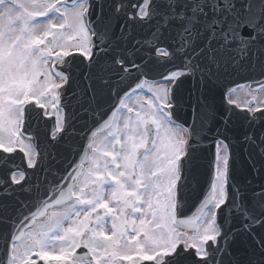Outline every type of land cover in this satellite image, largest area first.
Listing matches in <instances>:
<instances>
[{
	"label": "snow or ice",
	"instance_id": "obj_1",
	"mask_svg": "<svg viewBox=\"0 0 264 264\" xmlns=\"http://www.w3.org/2000/svg\"><path fill=\"white\" fill-rule=\"evenodd\" d=\"M0 264H264V0H0Z\"/></svg>",
	"mask_w": 264,
	"mask_h": 264
},
{
	"label": "rangeland",
	"instance_id": "obj_2",
	"mask_svg": "<svg viewBox=\"0 0 264 264\" xmlns=\"http://www.w3.org/2000/svg\"><path fill=\"white\" fill-rule=\"evenodd\" d=\"M240 95H241V97L243 98V94L241 93Z\"/></svg>",
	"mask_w": 264,
	"mask_h": 264
}]
</instances>
